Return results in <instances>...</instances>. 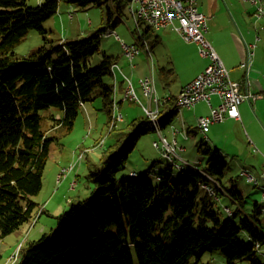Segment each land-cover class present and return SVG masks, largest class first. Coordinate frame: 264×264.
I'll use <instances>...</instances> for the list:
<instances>
[{"label": "trees", "instance_id": "1", "mask_svg": "<svg viewBox=\"0 0 264 264\" xmlns=\"http://www.w3.org/2000/svg\"><path fill=\"white\" fill-rule=\"evenodd\" d=\"M64 1L102 8L103 25L86 37L52 39L43 23L58 12L61 0L37 6L0 0V238L31 221L39 207L34 196L43 186L51 144L61 139L53 131L70 133L81 107L97 97L112 118L115 83L107 78H113L118 59L104 51L96 65L92 58L101 52L102 33L122 21L128 0ZM30 29L43 34V43L20 57L13 46ZM175 101L162 103L161 125L170 119ZM49 107L60 108L63 115H50L53 123L45 129L40 111ZM154 128L146 115L128 122L104 153L101 170L90 173L95 184L91 194L72 199L52 231L21 244L16 264H192L217 249L226 264L245 259L264 264L259 258L264 228L255 215L243 212L242 193L234 185L224 187L228 162L220 150L199 145L198 151L208 156L203 170L190 165L178 169L168 162L156 184L138 179L139 174L119 181L116 172L134 141ZM212 178L220 184L213 195L203 187ZM220 193L239 204L224 221L211 201Z\"/></svg>", "mask_w": 264, "mask_h": 264}, {"label": "rangeland", "instance_id": "2", "mask_svg": "<svg viewBox=\"0 0 264 264\" xmlns=\"http://www.w3.org/2000/svg\"><path fill=\"white\" fill-rule=\"evenodd\" d=\"M44 0H27L29 6H37ZM62 7L55 14L58 19L60 17L61 25H58L57 30L51 33L47 30V36L52 39L61 40L64 32L67 33V37L71 39L81 38L89 36L92 32L97 30L102 21V15L105 12L98 6L91 5L89 7H80L77 3L66 2L61 0L59 8ZM102 10V11H101ZM105 14V13H104ZM95 19V25L89 24V19ZM47 23V24H45ZM54 26V20L51 18L48 22L43 23V27L50 28ZM141 28L144 30L149 43L153 46L154 59L161 58L162 63L169 60V55L172 57L170 60L172 63L167 64L166 70L174 68L173 63L177 64L179 69H175V74L169 75L167 72L163 77L165 81L160 80L158 86L161 90H164L163 86H166V82L170 83L173 87L180 83L182 76H178L177 70H185L187 72L192 71V59L194 56L182 58L183 43L186 41L183 38H179L176 45L166 46L164 42L157 44L156 37L158 36V30L154 29L149 23L142 21ZM83 31V32H82ZM76 32V33H75ZM120 35V39L117 37ZM43 34L37 29H30L27 34L13 46V51L20 57L28 55L34 52L43 43ZM140 38V32L137 29L135 18L130 11L129 5L123 7L122 21L117 24L114 29V33L108 36H102L100 44L101 52H97L93 55L92 65H96L101 60L102 51L108 54L114 55L119 58L124 57L123 47L124 43L137 44ZM182 42V44L180 43ZM185 41V42H184ZM187 43V42H186ZM171 50V51H170ZM188 50V49H187ZM141 53L145 52L141 50ZM191 53V52H189ZM173 59V60H172ZM176 60V63H175ZM148 71L149 67H148ZM159 73L158 69L156 73ZM114 82L113 78L108 77L107 81ZM171 80V81H170ZM169 81V82H168ZM146 102L145 99H143ZM122 111L125 114V121L118 122L113 130H110L111 118L107 111L104 109L103 100L101 97H97L95 100L87 102L83 105L79 111L77 119L74 124L73 130L64 135L63 130L53 131L58 133L61 137L60 142L54 141L51 144L49 159L44 169L43 186L41 191L34 196V199L39 203L38 209L35 211L34 217L31 221L23 224L19 229L15 230L11 234L0 238V264H13L11 258L15 257L19 260V253L21 252L20 244H26L28 241L40 238L44 232H50L56 228L59 224L58 217L62 215L66 210L71 207V200H78L91 194L90 192L94 188L95 184L90 179L91 172H97L102 167V157L104 153L110 149V147L117 143L120 137V131L131 120L140 117L143 110L142 106L131 100H126ZM183 109L173 115L172 120L163 128L164 133L168 136V130L173 131L176 127L182 131L177 137L180 140V134H183V121H185ZM40 113L45 117L43 127L47 129L52 123L53 119L50 115H56L62 117L63 113L58 107H49L42 109ZM258 122L264 130V123L261 118L256 116ZM197 121V122H196ZM188 126L197 128L199 120L193 116L191 121L188 122ZM173 125V126H172ZM184 135L188 139L182 140V144L187 147L188 152H183L188 158H191L193 162L191 164H198L200 167L207 168L208 156L199 152L197 145L205 141V135L201 131L192 133L190 136L184 131ZM157 134V131H150L142 133L134 141L133 148L128 151L125 164L117 170L116 174L121 180L122 176H129V172L136 170L139 174V178H148L153 183H158V175L164 167L168 164L167 158L162 155L161 149L153 146L154 141H159L162 147V139ZM248 137V135H247ZM249 138V137H248ZM180 143V141H179ZM253 145H244L243 151L240 155H237L232 148L230 151H226L225 159L228 162L225 175L222 177V183L224 187H232L234 185L242 195V210L248 215H255L261 222L264 228V143H261L257 139H253ZM213 149H215L213 147ZM81 155L83 158L81 159ZM238 156V157H237ZM179 161V159H177ZM182 163V161H180ZM183 162H185L183 160ZM76 163L72 171L64 176L61 180L59 175L64 167H69ZM195 166V165H193ZM148 176L142 177L146 171ZM179 169V168H178ZM248 169L255 175L258 180V184L248 181L243 171ZM73 173L75 185L72 186V180L68 178ZM77 176V179H75ZM213 187H215V181H213ZM204 190L207 189L204 187ZM203 192V191H202ZM214 209L219 213L221 220L228 218V212L226 208L236 210L239 204L231 199L226 193H220L219 199H211ZM258 204V205H257ZM45 211H42V210ZM259 258L264 262V250L259 251ZM17 260L14 262L16 264ZM226 264V257L220 250H212L205 252L199 260L193 259L192 264ZM240 264H251L249 260L245 259Z\"/></svg>", "mask_w": 264, "mask_h": 264}, {"label": "crops", "instance_id": "3", "mask_svg": "<svg viewBox=\"0 0 264 264\" xmlns=\"http://www.w3.org/2000/svg\"><path fill=\"white\" fill-rule=\"evenodd\" d=\"M257 6V4L246 2L243 0H198V7L200 11L205 13L208 17V27L206 31L207 38L215 47L225 65L229 69L231 78L234 81L240 83L241 89L243 91H249L254 94L264 93V17L256 16L255 11L257 10ZM59 9L61 14L62 7ZM51 18H53L54 20V26H50V28L45 27V29L53 33L54 29L57 30L58 25H61V22L65 19L63 18L62 21H60V17L58 19L56 15ZM50 19L45 22H48ZM104 20L105 14L103 13L102 21L100 22L99 27L103 25ZM89 24H92V26H94L95 19L90 18ZM114 29L115 28L108 29L110 35L114 33ZM142 31L145 34V41L140 37L137 44L130 45L139 46L145 52V54L141 53V51L139 54L130 59L124 53V47L122 45L124 57H120V59L117 58L118 60L116 77L113 75L114 83L116 84L114 101L116 99V101L118 102V111L123 114V121H125V114L122 111V108L124 106V102L128 100L125 99V89L128 85V82L125 79L124 75L133 81L139 95L143 96L139 80L146 75H150L152 71L151 56L147 53L145 42L147 41V43L149 44L152 56L154 50L153 46L147 39V31ZM158 32L159 34L156 37L155 41L157 42V44L160 42H164L166 46H171V44L173 43L174 45H176L179 41V38H182L176 31L172 29V27L161 28L158 30ZM61 37V41L65 39H71L67 37L66 32H64V35ZM117 37L120 39L119 34H117ZM186 42L183 43V48L185 49L186 47V49L182 51L181 55L182 58L186 57V59L188 57L194 56L192 61H190L193 68L191 72H187L186 69L177 70V75L182 76L183 78L180 80L179 84H176V87H173L170 83L167 82L166 86H163L164 90H161L158 86V82L160 80L165 81V77H163V75H165L166 72L169 75H173L175 74L174 68L179 69L177 67V64L173 63L174 68L169 69L168 71L166 70V65L172 63V61L170 60L172 57L169 55V60L162 63L161 58L157 59L156 61L153 56V72L156 85V94L161 99V101H163L162 103L165 102L164 99L177 97L181 88L192 81L200 72L205 69V67L209 63V58L201 54L199 45L196 42ZM180 43L182 44L181 41ZM249 55H251V62L249 67H242L241 63L246 61ZM148 67L150 71H148ZM158 69L160 70V75L158 72L156 73ZM143 99H145V103H147L148 99H146V97L144 98V96ZM219 103L220 98L214 95L212 97V104L217 105ZM161 105L162 104L160 103V108ZM183 110L185 121H183L184 130L183 134H180V140L177 135L179 133H182V131L178 128L173 127L174 129H177V133H174V130H168V136L163 131V128L167 126V124L172 120L173 115L175 114L171 115L170 119L165 122V124L161 125L160 132L156 128H154L153 131H157V134L160 135L159 137H161L162 135L166 137L170 142L176 140L178 146L183 148L182 150L180 149L178 151L179 162L182 161V164L190 166L195 165L194 167H199L203 170L204 168L200 167V165L196 163L191 164L193 160L184 155L183 152L186 153L188 151L187 147L182 144L181 141L188 139L187 136L184 135V131H186L189 136L192 133H196L198 130L201 131L199 125L197 126V128H193L191 126H188V122L191 121V118H193V116L195 117V120L196 118L199 120L200 116L210 114V105L205 101H201L195 107L190 109L183 108ZM240 112L241 120L229 118L222 122H215L210 125L209 131L207 133H204L205 141H208L210 147H214L215 149L220 150V152L225 156V152L230 151L229 147L232 148L237 155H240L241 151H243L244 145L254 144L253 139H257V141L259 140L261 143H264V130L256 118V116L258 115L264 123V96L257 98L256 100L244 101L240 105ZM142 115H145V112L142 113ZM247 135L249 138L247 137ZM155 142L156 141L153 142L154 147H156L154 145ZM197 147H199V145H197ZM158 149H161L162 152V147H158ZM183 160L185 162H183ZM131 172L132 171L129 172V175ZM68 178L73 179V173L69 175ZM75 179H77V176ZM72 182H74V179L72 180ZM212 184L213 182L209 183L208 185Z\"/></svg>", "mask_w": 264, "mask_h": 264}, {"label": "built area", "instance_id": "4", "mask_svg": "<svg viewBox=\"0 0 264 264\" xmlns=\"http://www.w3.org/2000/svg\"><path fill=\"white\" fill-rule=\"evenodd\" d=\"M243 1L257 4L256 16L264 17V0ZM141 2V12L146 13V20L154 22L155 28L159 30L172 27L184 40L196 42L199 45L201 54L209 58V63L205 69L181 88L179 103V105H189L190 108L195 107L201 101H205L210 105V114L199 117V124H203L204 133H207L210 125L215 122H222L229 118L241 120L240 105L244 101H252L264 96V93L254 94L243 91L240 83L231 78L229 69L206 36L208 17L200 11L198 0H141ZM124 50L128 52L130 59L134 57L129 49L124 47ZM250 62L251 55L241 63V66L249 67ZM152 81L153 79L148 75L140 79L142 92H151ZM214 95L220 98V103L217 105L212 104ZM153 102L154 100L148 99L145 103L143 96L142 100H137L140 105L150 106ZM147 118L151 121L150 115ZM157 130L161 131V129ZM161 139L162 153L168 154L169 157L179 154L166 137L161 135ZM154 145L161 147L158 141ZM243 174H245V170ZM247 178L250 180V177ZM75 184L74 181L72 186Z\"/></svg>", "mask_w": 264, "mask_h": 264}, {"label": "bare ground", "instance_id": "5", "mask_svg": "<svg viewBox=\"0 0 264 264\" xmlns=\"http://www.w3.org/2000/svg\"><path fill=\"white\" fill-rule=\"evenodd\" d=\"M129 7H130V11L132 12V14H133V16L135 18V21H136V24H137V29L140 32V37L142 38V40L145 41V39H144L145 34L142 31L141 22L145 21V22L149 23V25L152 26L156 30H158V28H155V24H154L153 21L146 20V13L141 12V9H142L141 0H129ZM103 35L104 36H108V35H110V32L107 30L104 33H102V36ZM145 43H146L147 53L151 56V61H152V71H151V74L148 75V76L150 78H152L153 81H152L151 92H143V96H144V98L146 97V99L154 100V102L150 106L149 105H141V106L143 108V111L145 112V115L147 117H149V115H150V119H151L152 123L154 124L155 128L156 129H161L160 120H161L162 114L160 113V103L162 104L163 101H161V99L156 94V85H155L154 72H153V70H154L153 56H152V52H151V49L149 47V44L147 43V41ZM123 46L125 47V49H129V51L134 56L139 54L141 52V50H142L137 45H129V44L124 43ZM124 53L128 56V52L126 50H124ZM116 69H117V64H114L112 66V70H113V73H114L115 77H116ZM124 77H125V79L128 82V85H127V87L125 89V99L131 100L133 102H137V100H142V96L139 95V93L137 91V88L135 87L133 81L130 78H128L127 76H125V75H124ZM115 93H116V84H115ZM166 100L167 99H164V101H166ZM180 100H181V90H180L178 96L176 97V101H175V104H174V106L172 107V109L170 111L171 112L170 115L178 113L183 108L190 109L189 105H179ZM118 108H119L118 102L115 99L114 104H113V112H112V118H111L112 120H111L110 130H113L114 126L118 122L123 121V114L118 111ZM199 128L203 132V124H199ZM177 132H178L177 129H174V133H177ZM171 143L174 146V150L177 153H178V151L180 149L181 150L183 149L182 147L178 146L176 140H174ZM162 154H163V156L165 158H167L169 163H172L173 165H175V167H177L179 169H182L184 167V165H186V164H182L179 161H177V159L179 158V155H174L173 157H169L168 154H166V153H162ZM80 158L82 159L83 155H81ZM75 165H76V163L72 164L69 167H64L62 169L60 175H59V179L61 180L64 176H67L72 171V169L74 168ZM245 174H246V177H250V180L247 178L248 181L255 182L256 184H258L257 178L255 177L254 174H252L251 171H249L248 169H245ZM137 175H138V173L136 171H132L130 173V176H133V177H136ZM212 180L215 181V187H213V185H208V184H203V187H205L207 189V191H209V193L213 195V194L216 193V190H217L216 187L219 186L220 184L215 179L212 178ZM263 194H264V192H263ZM226 211L227 212H231V209L227 208ZM17 255H18V253L15 254L14 256L16 257ZM15 257L11 258V262L13 264L17 260V258H15Z\"/></svg>", "mask_w": 264, "mask_h": 264}]
</instances>
